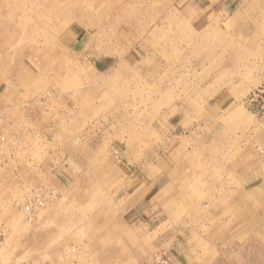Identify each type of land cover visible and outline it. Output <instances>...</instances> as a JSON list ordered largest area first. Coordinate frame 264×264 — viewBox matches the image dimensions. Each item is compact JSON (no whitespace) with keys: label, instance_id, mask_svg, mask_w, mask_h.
I'll return each mask as SVG.
<instances>
[{"label":"rangeland","instance_id":"rangeland-1","mask_svg":"<svg viewBox=\"0 0 264 264\" xmlns=\"http://www.w3.org/2000/svg\"><path fill=\"white\" fill-rule=\"evenodd\" d=\"M0 264H264V0H0Z\"/></svg>","mask_w":264,"mask_h":264}]
</instances>
